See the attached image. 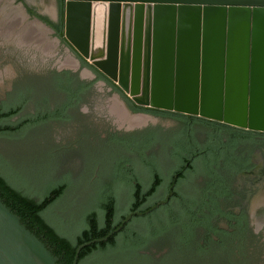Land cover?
Listing matches in <instances>:
<instances>
[{
    "label": "water",
    "instance_id": "95a60500",
    "mask_svg": "<svg viewBox=\"0 0 264 264\" xmlns=\"http://www.w3.org/2000/svg\"><path fill=\"white\" fill-rule=\"evenodd\" d=\"M62 36L136 104L264 131V0H64ZM131 211L107 241L134 215ZM0 199V264H57Z\"/></svg>",
    "mask_w": 264,
    "mask_h": 264
},
{
    "label": "flooded vegetation",
    "instance_id": "af4514ba",
    "mask_svg": "<svg viewBox=\"0 0 264 264\" xmlns=\"http://www.w3.org/2000/svg\"><path fill=\"white\" fill-rule=\"evenodd\" d=\"M63 4L64 0H0V35L7 34L6 38L0 36V49L9 50L13 46H30L34 43H37V46L42 45L40 41L43 35L47 34L53 37V45L58 47L61 44L68 50L70 55L66 57L64 64L73 66L49 65L42 75L28 71L23 66L25 64L20 63L22 69L11 76L5 86L7 101H13L23 95V115L26 104L31 100L30 94L36 91L35 88H40L41 83L50 86L51 75L70 71L85 88L80 91V100L77 103L69 102L64 106V114L60 120L83 125L86 123L85 114L88 110L104 98L107 130L103 136L106 144L110 146L117 143L122 145L115 147H119L126 155L120 158L125 160V169H129L132 162L143 160L161 164L160 180L157 175L153 174L150 178L145 172H124L118 177H113L120 186V202L123 201L121 195L127 199L130 195L129 182H132L133 190L144 188L143 191H146L151 185H154L153 191L162 193L167 190L165 196L174 184L172 196H181V201L193 191L201 194L205 191L213 193L218 210L214 214H210L208 210L200 214L206 221L204 226L195 228L197 239L204 244L205 240L211 237L219 248L218 253H228L230 250L241 252L250 244L263 243L264 131L238 127L198 115L182 113L183 116H179L180 112L173 110L136 104L116 83L87 62L62 36ZM9 18H12L14 23L12 20L8 21ZM23 37H26V42L21 41ZM5 63V59L0 60V67ZM60 97L65 98L66 93L63 92L59 99ZM62 104L65 102L57 100L49 105V108L52 110ZM114 105L124 111V118H120L114 111ZM37 110L31 114H36ZM136 117L140 120L130 122V118ZM85 136L79 137L75 144L64 148L77 152L79 141L81 138L86 140ZM172 141L183 143L186 155L190 151L191 159L195 155L198 156L196 166L191 171L193 180L190 176L181 180V171L174 174L168 172L167 168L175 161L172 158ZM131 145L133 150L129 149ZM188 166L189 161L185 164L186 168ZM111 176L113 175L110 173L107 179ZM191 183L196 184L197 189L191 188ZM174 238L172 233L158 236L157 240H161L162 244L154 243L149 251L154 253L156 258H161L171 248Z\"/></svg>",
    "mask_w": 264,
    "mask_h": 264
},
{
    "label": "trees",
    "instance_id": "16d2710c",
    "mask_svg": "<svg viewBox=\"0 0 264 264\" xmlns=\"http://www.w3.org/2000/svg\"><path fill=\"white\" fill-rule=\"evenodd\" d=\"M50 77L51 82L48 87L50 91L47 90L49 92L47 95L50 96L52 92L56 94L58 101H63L65 104L52 110L40 108L36 114L24 116L21 115L25 105L23 95L13 101L0 102V140L14 135L18 136L21 133L23 135L26 131L38 129L40 126L47 129L51 121L60 120L63 117V108L67 103L74 101L77 103L80 100V91L85 88V85L76 79L73 73L64 71ZM63 92L66 93L67 98L60 97L59 99ZM47 95L43 98L44 102L48 99ZM178 115L183 116L182 113ZM171 144L172 158L175 161L167 168L168 172L174 174L176 171H181V180L189 176L193 180L191 171L196 166L198 156L195 155L191 159L190 151L186 155L183 143L172 141ZM119 145L122 146L118 143L115 146ZM133 148V145L129 146V149L133 150ZM124 161L118 158L112 163L111 175L113 176L96 188L90 208L74 216L75 208H78L75 201H72L69 206H63L62 213L56 210L57 203L63 199L70 185L68 178L51 179L44 183L40 191L34 190L25 185L24 178L12 173L8 161L0 151V199L21 217L27 228L47 244L52 253L58 257L57 264H72L76 249L80 244L107 235L121 224L129 212L145 211L165 198L167 190L162 193L153 191L154 185L146 191H143V186V189H140L142 191L133 190L134 186L132 182H129L130 195L125 203L120 202L118 194L120 186L113 177H118L124 172L129 174L145 172L150 178L153 174L157 175L158 180L161 178L160 163L149 160L132 162L126 170ZM187 161H189L188 168L185 167ZM193 184H190L191 188L197 189V185ZM136 192L137 194H132ZM180 197L174 195L167 204L161 205L150 213L142 216L134 215L119 232L107 241L84 247L77 264H121L117 256L121 252L134 256L131 260L136 259V261L129 264H138L139 260L144 264L155 259L159 261L172 249L170 248L161 258H156L149 250L154 243L162 244L161 240L158 242L157 237L165 233L174 235L177 254L189 250L198 258L217 255L219 248L215 246L211 237L207 238L203 244L197 239L195 233L197 226L205 225L206 220L200 214L205 210L214 214L218 210L215 196L206 191L203 194L193 191L182 201L179 200Z\"/></svg>",
    "mask_w": 264,
    "mask_h": 264
},
{
    "label": "rangeland",
    "instance_id": "374dc122",
    "mask_svg": "<svg viewBox=\"0 0 264 264\" xmlns=\"http://www.w3.org/2000/svg\"><path fill=\"white\" fill-rule=\"evenodd\" d=\"M51 37L44 34L40 41L42 45L38 46L34 43L30 46H13L9 50L0 49V60H6L3 67H0V102L8 100L4 89L11 76L22 69L20 63H24L23 66L28 71L42 75L49 65L73 67L64 64L66 57L70 55L68 50L61 44L58 47L53 45ZM21 41L26 42V37ZM39 86L40 88H35L36 91L30 94L31 100L26 104L23 115L28 116L40 108H49V105L58 100L52 92L50 96L47 95L50 91L48 84L41 83ZM45 95L48 98L46 102L43 101ZM105 106L104 98L93 105L85 114L86 123L83 125L74 121L53 120L47 129L40 126L38 129L26 131L23 135L21 133L20 136L14 135L0 140V151L8 161L10 170L16 176L18 174L24 178L27 187L40 191L44 183L51 179H69L70 185L66 194L56 205L59 213H62L63 206H69L72 201L78 205L74 216L90 208L96 188L107 180L113 170L112 163L126 156L119 147L106 144L103 136L107 130ZM84 135L86 140L80 139L77 152L64 148L75 144L74 142ZM121 198L124 203L127 197L121 195ZM171 249L172 251L159 261L155 259L147 264H264V242L250 244L241 252L230 250L228 253L200 258L189 250L177 254V246L174 243ZM117 256L121 264L136 261L131 260L134 256L130 253L121 252ZM138 264L144 262L139 260Z\"/></svg>",
    "mask_w": 264,
    "mask_h": 264
},
{
    "label": "bare ground",
    "instance_id": "6f19581e",
    "mask_svg": "<svg viewBox=\"0 0 264 264\" xmlns=\"http://www.w3.org/2000/svg\"><path fill=\"white\" fill-rule=\"evenodd\" d=\"M12 20V22L14 23V20L11 18H9L8 19V21H11ZM37 30V29H36ZM5 33V32H4ZM0 36H2V37H4V38H6L7 37V34H4V35H0ZM72 61V60H71ZM70 64H72V63H70ZM115 104V103H114ZM114 111L119 115V117L120 118H124L125 117V113H124V111H122V109L120 108V107H118V105H114ZM140 120V118H130V122H132V123H134V122H137V121H139Z\"/></svg>",
    "mask_w": 264,
    "mask_h": 264
}]
</instances>
